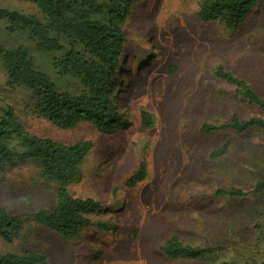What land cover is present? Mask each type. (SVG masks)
<instances>
[{"label": "rangeland", "instance_id": "rangeland-1", "mask_svg": "<svg viewBox=\"0 0 264 264\" xmlns=\"http://www.w3.org/2000/svg\"><path fill=\"white\" fill-rule=\"evenodd\" d=\"M199 2L138 0L131 6L114 86L118 112L130 122L127 129L100 133L89 123L57 128L25 108L24 90L5 87L0 63V115L8 106L32 134L62 143L91 142L80 179L68 190L101 208L88 215V226L69 237L28 219L13 242L0 239V253L37 251L45 255V264H203L167 259L161 247L171 235L190 245H216L237 204L239 220H247L251 208L264 214L259 208L263 199L215 194V189L230 186L250 189L257 176L250 163L264 154V144L247 134L201 130L204 124L227 123L233 114L260 115L234 100L232 88L220 82L214 70L222 66L238 77L264 79V0L234 32L217 21L201 22L196 16ZM0 7L36 12L23 0H0ZM4 24L0 21V45L28 46L37 67L60 89H75V80L57 76L51 68L52 54L34 51L23 35L7 34ZM234 139L243 142L237 153L211 156ZM142 169L143 178L130 185V177ZM54 190L35 161L0 173V206L11 215L30 216L54 206ZM214 258L224 259L222 254Z\"/></svg>", "mask_w": 264, "mask_h": 264}, {"label": "trees", "instance_id": "trees-1", "mask_svg": "<svg viewBox=\"0 0 264 264\" xmlns=\"http://www.w3.org/2000/svg\"><path fill=\"white\" fill-rule=\"evenodd\" d=\"M23 1L31 4L36 12L0 7L4 30L9 35H23L34 51L52 54L51 68L55 74L75 80L76 87L60 89L48 73L37 67L29 47L23 44L0 45L5 87L24 90L25 108L57 128L69 129L89 123L100 133H111L119 126L127 129L130 122L118 112L114 86L126 43L123 25L131 6L138 0ZM260 1L200 0L196 16L201 22L217 21L234 32ZM214 75L232 88L234 100L256 108L260 115L241 118L233 114L227 123L204 124L201 130L247 134L255 136L256 143L264 144L261 137H264V79L238 77L222 66L215 68ZM1 112L0 173L18 163L35 161L40 166L42 179L55 185V204L38 209L30 216L11 215L0 206V239L13 242L21 236L28 219L64 237L77 234L89 225L88 215L100 208L93 199L73 197L68 190L69 185L80 179L81 165L92 148L91 142L62 143L37 136L23 126L12 108L2 107ZM143 117L144 121L149 119L146 113ZM242 143L229 140L211 156L218 157L226 151L237 153ZM251 164L257 176L251 179L249 190L230 186L215 189V194L264 200V154ZM143 175L144 169L133 174L128 183H137ZM259 208L264 213V205ZM239 209L237 204L216 245H190L171 235L161 247L163 255L175 261L201 260L203 264H264V214L251 208L246 213L248 219L239 220L242 214ZM219 254L224 257L222 261L214 258ZM0 264H45V255L37 251L0 253Z\"/></svg>", "mask_w": 264, "mask_h": 264}]
</instances>
